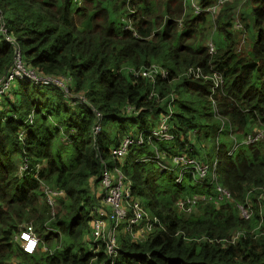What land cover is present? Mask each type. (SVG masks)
Returning a JSON list of instances; mask_svg holds the SVG:
<instances>
[{
    "label": "trees",
    "instance_id": "16d2710c",
    "mask_svg": "<svg viewBox=\"0 0 264 264\" xmlns=\"http://www.w3.org/2000/svg\"><path fill=\"white\" fill-rule=\"evenodd\" d=\"M214 2L201 0L204 7ZM191 3L0 0V76L14 58L4 23L28 66L71 75L73 89L87 99L74 104L55 85L17 79L0 100V264L106 263L105 248L95 250L92 234L104 164L121 168L133 182V195L145 198L144 206L162 221L143 241L120 229L115 264H264V136L236 148L231 136L241 140L264 130V0H246L239 12L231 4L220 9L212 22L215 53L206 44L210 13L196 14ZM238 16L248 20L244 38L254 31L248 51L237 49ZM153 63L167 67L169 78L158 75L152 82L127 69ZM190 67L222 75L213 94L216 105L210 100L212 79L178 78ZM152 91L163 99L149 97ZM171 94L173 139L132 144L125 156H114L112 148L126 135L158 125ZM92 106L103 114L96 137ZM156 149L165 170L152 158ZM24 151L33 165L41 163L39 177L64 191L53 217L41 181L19 175ZM180 154L210 164L216 159L215 172L205 179L189 172L178 183L181 166L173 158ZM217 184L232 199H220ZM196 194L205 198L192 213L177 209L179 199ZM247 197L254 208L250 219L237 206ZM28 221L41 237L33 254L15 240ZM237 231L243 234L232 242Z\"/></svg>",
    "mask_w": 264,
    "mask_h": 264
},
{
    "label": "built area",
    "instance_id": "2783aa9c",
    "mask_svg": "<svg viewBox=\"0 0 264 264\" xmlns=\"http://www.w3.org/2000/svg\"><path fill=\"white\" fill-rule=\"evenodd\" d=\"M229 0H215L213 4L208 7H204L200 3L191 0V5L193 6L194 12L196 14H201L204 10L209 12L211 16L216 17L220 9ZM1 17V16H0ZM183 20L179 19V25L182 27ZM235 24L243 26L240 17H236ZM2 31L5 34V39L14 46V58L13 63L8 70H6L0 76V100L2 97L9 92L13 82L17 79H26L33 83H44L52 84L59 87L65 94V97L73 102H87L86 97L83 94L77 93L72 86V76L71 75H54V74H42L36 68L28 66L22 56V50L16 42V39L8 35L2 23ZM210 48L211 53H215L216 45L210 41L207 44ZM127 69L135 74L136 76H143L155 81L156 77L159 75L162 79H168L170 75V70L158 63H153L147 67L136 69L134 67H127ZM187 76L189 78H210L213 80L212 93L210 96L211 103L216 105V98L213 94L215 90L218 89L224 82L221 74L215 72L213 75L205 74L200 67H190L185 72L178 75ZM160 95L156 91H152L149 97ZM171 99L168 105L167 114L161 117L160 122L153 128H146L142 130L138 136H133L131 134L126 135L118 146L112 148V154L119 158H122L128 152L129 147L132 144L142 145L146 140H170L173 139V135L170 131L169 119L173 113L172 102L175 96L171 94ZM162 100L163 98L160 97ZM92 110L96 114L97 121L93 127L94 137L97 136L102 130V120L103 114L94 106ZM127 110L130 112L138 113V110L134 105H128ZM30 123L33 122V114L29 116ZM26 130H22L19 133V137L24 139ZM231 136L234 140V147H238L241 144H251L259 140L264 136V130H260L255 135L250 133L243 139L239 140L232 133ZM156 162L159 163L162 170L167 168V165L161 161L160 152L156 149V154L152 157ZM145 159V158H144ZM160 160V161H159ZM173 161L178 166H181V171L179 177H177V182L181 183L183 176L186 173H193L196 178H207L211 172H215L217 166V160H213V164L205 163L197 160L193 157H186L185 155H175ZM42 170L41 163L33 165L29 156L24 151L21 158V163L19 166V175L25 177L29 174L36 176L42 183L43 192L45 195V200L47 205L51 209V216H55L56 213V202L57 197L63 195L64 191L60 188H56L53 185L48 184L43 181L39 175ZM214 178H216L214 174ZM133 182L121 168L115 167L111 169L104 164L102 173L99 179V187L95 190L96 195L100 198L99 204L94 210L92 226V234L94 236L95 250L98 251L103 245L105 252L107 253V261L104 264H115L116 258L119 255L121 246L118 239V234L120 229L128 231L134 240L143 241L149 233L153 232L157 226L162 227V221L158 215L152 214L140 201L133 195L132 190ZM217 189L220 192V199L226 197L232 199V193L225 187L217 184ZM252 189L251 191H253ZM264 194V191L261 195ZM205 198V196L194 195L192 197H184L177 201L176 207L185 213H192L199 199ZM242 217L245 219H250L254 214V208L250 198H246L244 203H237ZM241 234L242 231H237L232 238L234 242ZM15 240L19 241L24 252L28 254L35 253L41 242V237L37 232L35 225L32 221L25 222L19 228L18 233L15 235Z\"/></svg>",
    "mask_w": 264,
    "mask_h": 264
},
{
    "label": "rangeland",
    "instance_id": "374dc122",
    "mask_svg": "<svg viewBox=\"0 0 264 264\" xmlns=\"http://www.w3.org/2000/svg\"><path fill=\"white\" fill-rule=\"evenodd\" d=\"M194 1H196V2H198V3H200L201 4V0H194ZM246 0H229V1H227L226 2V4H231L232 6H234L235 7V10L237 11V12H239V10H240V7L242 8V5H243V3L245 2ZM202 5V4H201ZM243 9H245L244 7H243ZM188 10H190V8H186V12L188 11ZM193 11V10H192ZM184 14H185V12H184ZM236 14V13H235ZM240 16V15H239ZM241 17V16H240ZM216 17H213V16H208V19H209V23H208V28H207V33H208V36H207V38H206V44H208V42H210V41H212L213 43H215L214 42V38H215V29H214V27H213V20L215 19ZM183 20V19H182ZM242 24H243V26H241L242 27V29H240L239 28V37H238V41H237V49H238V52H243L244 50H246V51H248L250 48H251V44H252V40H251V37H252V35H253V33H254V31L252 30V29H249L248 30V38H244V35H245V32L243 33L242 32V30L244 29V27H245V23H247L248 22V20L246 19L245 21L242 19ZM238 27H240V25H237L236 26V30H237V28ZM206 33V34H207ZM206 144L207 145H204V146H206L207 148H209L208 146H209V143L208 142H206ZM98 191L99 192H101V190H100V187L98 186ZM140 201L143 203V204H145V198L143 199V198H141L140 199ZM178 209V208H177ZM93 231V230H92Z\"/></svg>",
    "mask_w": 264,
    "mask_h": 264
},
{
    "label": "crops",
    "instance_id": "0c3cea01",
    "mask_svg": "<svg viewBox=\"0 0 264 264\" xmlns=\"http://www.w3.org/2000/svg\"><path fill=\"white\" fill-rule=\"evenodd\" d=\"M98 188V186L96 187V189Z\"/></svg>",
    "mask_w": 264,
    "mask_h": 264
}]
</instances>
